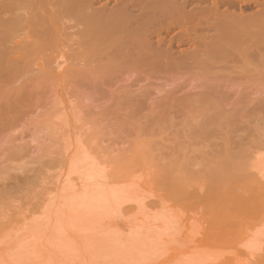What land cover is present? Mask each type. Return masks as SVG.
<instances>
[{
  "label": "rangeland",
  "instance_id": "rangeland-1",
  "mask_svg": "<svg viewBox=\"0 0 264 264\" xmlns=\"http://www.w3.org/2000/svg\"><path fill=\"white\" fill-rule=\"evenodd\" d=\"M22 1L18 2L21 6L10 3L15 5L11 7L12 12L7 11L9 7L7 14L0 13L4 18L0 23L6 17L7 22L12 21V17H19V20L14 18V23L10 21L5 25L4 22L6 28L0 27V31L6 32H0V238L40 216L41 207L48 203V194L59 185V173L66 170L65 146L71 144L68 151H75L74 146L86 151L112 184L120 186L118 184L128 178L129 183L136 182V191L137 186L139 191L143 190L141 193L145 198L140 192L138 196L142 203H147L143 210L147 216L140 213L139 216L136 209H130L134 203L131 202L130 207L126 202L121 208L129 207L125 208L129 213L126 212L128 216L125 214L123 221L136 218V214L150 218L152 212L151 219L156 215L167 220L170 211L173 223L179 222L172 226L179 235V238L174 235L178 242L171 245L173 253L169 250L166 256L161 255L167 262L184 264L183 259L188 262L186 253L189 252L191 260L195 261L199 256L203 258V264H264V252H261L264 249L260 247L264 244H257V248L262 249L258 253L255 241L246 245L247 241H244L247 230L253 227L264 230V210H260L264 207V188H260L263 183L258 182L251 167L255 166L257 155L264 149L259 148L264 145V139H260L263 138L261 131H264V44L260 45L257 42L262 40L255 38L264 35V19L256 24L251 38L237 44L223 41L225 48L212 51L207 46V39L213 31L204 27L205 21L198 19L200 21L194 23L192 42H188L182 40V27L166 29L163 13L156 11L158 18L146 23L147 15H141L139 6L132 7L131 14L141 16L136 23H131L134 27L131 28L139 26L137 30L142 29L143 36L139 39L142 49L138 47L136 52L131 50L130 53L126 47H120L121 51L126 49L111 53L104 45L96 47L97 33L91 34V38L84 31L87 28L85 22L75 21L70 12L57 8L51 0H48L51 3L43 1L45 6L39 2L43 10L36 1L31 2L33 5L30 0H26L29 5ZM197 1L180 0V3H189L187 8L191 11L209 5ZM234 1L235 7L221 6L219 12L255 13L256 7L251 3L255 0ZM120 2L97 0L88 11L103 10L106 13L108 10V13ZM37 13L44 14L46 19L35 26V22L30 21ZM47 21L49 30L45 27ZM125 51L132 57H127ZM223 145L233 148L231 152L239 153L235 158L239 165L238 178L220 192L212 193L209 188L204 192V182L208 181L204 175L209 171L208 166L224 151L222 148H227ZM250 152L257 158H249ZM262 154L260 159L264 157ZM171 162L172 167L174 162L183 163L177 170L180 169L178 175L182 173L180 176L187 179L186 185L190 187V190L186 189L189 191L187 196L176 197L171 188L164 189L158 183L163 168L171 167L168 166ZM205 183L206 186L210 184L209 181ZM258 183L261 185L258 191L254 189L262 200L259 196L249 197L254 192L253 188V192L248 189L249 186H258ZM199 185L203 188L201 191ZM246 188L251 191L249 196V192L245 194L248 198L238 191ZM41 202L43 206L38 211ZM162 207L164 210L160 209ZM168 220L172 222L173 219ZM180 224L194 235L189 247L184 241L187 233L177 229ZM192 244H196L197 249L192 251ZM182 246L189 248V251L184 250L183 259L174 255ZM243 246H251L249 251L257 255L252 253L250 257L252 254L249 256ZM194 251L198 253L195 252V259L191 256ZM36 252L34 260L31 254L26 264H49L41 251ZM147 257L152 264L155 258L152 254L134 264H148ZM202 261L195 262L202 264Z\"/></svg>",
  "mask_w": 264,
  "mask_h": 264
},
{
  "label": "bare ground",
  "instance_id": "bare-ground-1",
  "mask_svg": "<svg viewBox=\"0 0 264 264\" xmlns=\"http://www.w3.org/2000/svg\"><path fill=\"white\" fill-rule=\"evenodd\" d=\"M20 1L21 0H19L17 2L11 1L10 3H11V5H13L12 3H15V2L17 4H20V3H18ZM33 1L38 2V4H37L38 7H40L42 9L40 4H43L44 3L43 1L47 2L48 0L47 1L46 0H30V3ZM49 1H48V3H51ZM51 1L54 5H57V8H59V9L61 8V10H63V11L70 12L71 17L72 16L75 17L74 18V19H76L75 21L80 20L81 22L82 21L85 22L87 24V28L85 27L84 31H86V33L88 32L87 34L93 35L94 33H97L95 35L98 36V39L96 37L97 41L96 40L94 41V43L98 42L96 44V47H100V46L104 45L106 50L108 49L107 52L117 51L118 53H119L118 50H120V53H121L126 48H127V50L129 49L130 51L133 50L135 52H136V50H135L136 48L139 47V50L141 48V44H140L141 38L140 37L143 36L142 35L143 32H141L142 29H140L138 31L137 29L139 26H137L136 29H132L134 27L131 26V23L133 21H135V23H136L140 14H139V16H137V15L133 16L131 14L132 13L131 11L133 9L132 7L138 8V6H139V8L142 10V12L140 10V12L142 13L141 15H143V14L147 15L146 23H147V20L150 23L154 22L155 19L158 18V17H156V15L158 16L159 12H161L160 13L161 15L163 13V15H165V18H166V21L164 20L166 23V29H169L173 26L182 27L184 30V32L181 33V35H183L182 37H184V38H182V40L186 39L188 42H192L191 31H193V28L195 26L194 23L197 22L198 19L205 21L204 27H206L209 30L212 29V30H210V32L213 31V33L209 32L211 35L209 34L210 36L207 39V40H209L207 46L212 51H214V50L221 51L223 48H225L226 46H223L224 45L222 43L223 41L225 43L226 42H233V43L235 42L237 44L238 42L244 41L247 38L249 39L250 35H253V32H255V30H256V24H259V22L264 19V0H255V1L251 2L256 7L255 13H253L251 15H244V13L240 14V12H238L239 14L238 13H231L233 10L230 11V13L227 12L228 10L225 11L224 13L222 11L219 12V8L221 6L227 5L230 7H235L236 3L234 0H200V2L204 1V2L209 3V5L206 6L205 8L202 7L200 9H197L195 7L196 10H193V11L188 10L187 7L190 6L189 3L185 2V3L181 4L180 0H134V1L133 0H131V1L130 0H124V1L121 0L120 4L118 3L119 6H116V5H118V4H116L117 3L116 2L115 3L116 8H114V9L111 8L113 10L110 9L111 11L109 10L110 12H108V13H107L108 10L106 8H104L105 10H107L106 13H104L102 9H101L102 12L98 11V10L95 12H92V9H91V11H88V10H90L89 8L92 7V5L94 3L97 2V0H51ZM195 1H197V0H195ZM7 2L9 5L6 4ZM7 2L5 0V3H4V0H3V2H2V0H0V13L1 14H4L3 12L6 13V10L9 7L10 8L7 11L12 12V11H10V10H13V9H11V7L12 8L15 7V5L11 6L9 1H7ZM22 2L25 3L26 0L25 1L23 0ZM39 2H40V4H39ZM130 2H132L131 5H130ZM133 2H134V4H133ZM30 3L26 2L25 4L29 5ZM48 3H46L47 4L46 6H48ZM33 4L34 3H31L30 5H33ZM21 5L22 4H20V6ZM35 5H36V3H35ZM43 5L45 6V4H43ZM40 8H38V9H40ZM33 9H34V7H33ZM84 10H87V11H84ZM94 10H96V8ZM136 10H138V9H136ZM156 11H158V13ZM238 11H240V10H238ZM1 14H0V17L2 16ZM41 14L42 13L32 17L33 18L32 21L33 20L34 21L33 22L30 21V22L31 23L35 22V26H36V24L39 23L38 21H40V23L41 22L43 23V21L46 19V16L44 17V14H42V15ZM10 16H9V18L11 19L12 16L11 17ZM35 17H39L40 20L38 18L35 19ZM40 17H42V19ZM6 18L4 20L5 25L7 23H10V21H11V20L10 21L8 20L9 22H7ZM14 18L15 17H12L13 20H15L16 18L18 19L19 17H16L15 19ZM142 18H141V20H142ZM0 19H1L0 21H3L4 18L1 17ZM163 19H164V17H163ZM13 20L11 21V23L12 22L14 23ZM141 20H139V21H141ZM142 21H145V19ZM1 23H0V27L1 28L5 27V25L3 23L2 24ZM44 23H46V22H44ZM86 24L84 26H86ZM2 25H4V26H2ZM28 25L32 26V24H28ZM46 25L48 27V21L45 24V27H46ZM45 27H44V30L42 31V33L45 31ZM47 27H46V29L49 30ZM34 29L35 28L33 26V30ZM2 30H5V29H2ZM6 30L8 32V29H6ZM104 30H106V33H103ZM209 30H207V32ZM259 30H261V29H259ZM39 31L40 30H38V32ZM0 32H3V31H0ZM34 32H37V31L35 30ZM3 33H6V32L4 31ZM42 33H39V34H42ZM32 34H35V33L32 32ZM87 34H85V35H87ZM4 35L5 34H3V36ZM35 35H37V34H35ZM42 35H44V34H42ZM92 35L90 36L91 38L93 37ZM39 36H37V37H39ZM46 36H48V35H46ZM99 36H101V37H99ZM103 36H104V38H102ZM263 36L264 35L259 36V37H261V38L258 37L259 39L257 37H255V38L257 41L262 40V42H264ZM42 37H44V36H42ZM41 38H40V40H42ZM204 38H203V40H204ZM43 39H45V37ZM186 40H183V41H186ZM193 40H194V38H193ZM200 40H201V38H200ZM262 42H257V43L264 44ZM259 44L257 46H259ZM120 47L121 48L126 47V48L122 49V51H121ZM142 47H145V46H142ZM227 50H228V48H227ZM223 51H225V49ZM130 53H132V51ZM125 54L127 55V57H128V55H129V57H132V54L130 55L128 53V51H125ZM125 54H124V56H126ZM133 55H134V53H133ZM262 123H263V127H264V122H262ZM263 127H262V130H264ZM263 132L261 131V133H262L261 137H263V138H260L261 140L264 139V136H262ZM224 139H225V137H224ZM222 141H223V139H221V142ZM237 141H239V139ZM224 142H226V141H224ZM247 142H248V140H247ZM70 145L71 144H68V147L65 146L66 156L64 158L66 161L65 164L67 165L65 167L66 170L63 173H59L60 176L58 175L59 176L58 178H60V182H59L58 186L55 185V187L57 186V189H55V191H53L54 189L53 190L51 189L53 192L51 191L49 194L47 191L45 192L46 196L48 194L49 199L47 196L46 198L48 199V203H46L45 206L42 205V202L39 205L38 211L40 210V207L43 206V207H41L42 209L40 210L41 211L40 216H38L37 218H35V219H33L27 223H24L23 225H21L17 229V231L13 230L11 233H8L4 237L0 238V264H26L27 261H29V255L31 256V254H33L32 255V258H33L37 253L36 251H41V253L46 258L45 262H48L49 264L51 262H54V264L55 263L56 264H58V263H60V264H134L136 260L143 258V257H146L150 254H152L155 257L154 258L155 262L152 261V264L153 263L154 264H174V263H176V262H174V263L173 262H167L168 260L166 261V259L164 257H162L163 255H165L166 252H168L169 250L171 251V247H172L171 245L174 244V242L175 243L178 242L177 238L174 237V235L176 234V236H178V238H179V235H177V230L174 229V227L172 230V226L174 224L176 225V222H178V221H175L173 223L174 218L170 217V214H171V213H169L170 211L168 212L169 217H167V218L168 219L170 218V220L173 219L172 222H170L168 219L164 220V219H161V217L160 218L156 217V215L151 219V217L153 216V212L151 214L152 216L151 217L149 216L150 218L144 217L146 215V213L144 212L145 211L144 209H146V208H144V206H146L145 204H147V203H144V202L142 203L141 191H143V190L139 191L140 189L138 186L136 187V188H138L137 189L138 192L135 190L134 184L136 182L134 180H133L134 182L132 181L129 183L128 178H127L126 182L123 181L124 183L123 184L121 183L122 185L118 184L120 186H116V185L112 184L108 179L106 180V177L103 174V170H100L101 168L99 169L98 164L95 163L90 157H88L86 151L85 152L82 151L78 146H77V148H75L76 146H74L75 151H68V148L70 149V147H69ZM233 145H234V143H233ZM218 146H219V144H218ZM242 146H243V144H242ZM226 147L228 149H230L228 146H226ZM227 148L226 149L222 148L224 151H221V154L217 158V160L213 161L214 163L213 162L211 163L212 166L211 165L208 166V167H210L208 169L209 171L207 170L208 172L204 176H207V178H208L207 180L209 181L210 184H207V186H208L207 187L205 182H208V181L205 180V182H204L205 186H203L204 184H202V186L205 189L204 192H206V188H209V190H211L212 193L220 192V190H222V188H224V186L226 184H228L229 182L238 178L237 177L238 173L236 171H237V169H238L237 167L239 165L237 163H235L236 162L235 158L238 156L237 155L238 152L236 150H235L236 152H231V151H234V149L232 148V150L231 149L228 150ZM259 148L263 149L264 145H262V147L260 146ZM216 149H217V147H216ZM71 150H73V149H71ZM257 150H260V149H257ZM251 152H250V154L253 155V153H251ZM253 152L256 153L255 150H253ZM262 152H264V149ZM262 152L260 154H262ZM260 154L257 155L258 160H257L256 164H254L255 166L252 165L251 167H253L255 170L254 175L257 177L256 179H258V182L261 184L262 183L264 184V157L262 159H260L262 157L261 156L259 158ZM252 155H250L249 158H254L256 156V154L253 156ZM262 155L264 156V153ZM257 156L255 157V159L257 158ZM250 161H251V159H250ZM183 163L178 164L177 162L176 163L174 162L173 165H175V166L172 167L171 166L172 162H171V164L168 165L171 167H168V168H167V166H166V168L164 167L163 171L161 172L162 175L160 174L161 177H160V179H158L160 181L157 180L159 185L162 188H164V189L165 188L166 189L171 188L172 191L171 190L170 191L173 192V194L176 195V197L180 196V195H181L180 197H182V195H185L186 192L187 193L189 192V191H186V189L188 190L190 188L189 186H187L188 185L187 179L185 180V178L180 176L182 173H180V175H178L180 169L177 170V167H179V165L181 167L183 165ZM253 163H255V162L253 161ZM188 177H190V176H188ZM129 178L131 179V177H129ZM263 184H262L263 187H260L261 189L264 188ZM256 185L255 186L253 185L252 187L249 186L250 188H248V189H250L253 192L252 188L253 189L256 188V190H257V188L259 186H261L260 184L258 186H256ZM199 186L201 187V189H200V191H201L203 188L201 185H199ZM191 189H193V188L191 187ZM261 189H259V190H261ZM256 190L254 189V192L251 194V191H249V190L247 191V188L246 189H238V191H240V193H242L241 194L242 196H243V194L245 195L246 193L249 192V194L247 196H249L251 194L252 196L251 195L249 196V197H251V199H252L253 195H254V198H257L259 196V194L257 193L258 190L257 191ZM255 191L257 193V196L254 194ZM139 192L141 194L140 197L138 196ZM186 196H187V194H186ZM247 196H246V198H248ZM260 197L261 196H259L258 198H260ZM46 198L44 200H46ZM142 198H143V196H142ZM139 199H140V201H139ZM256 200L260 201L258 199H256ZM126 202H127V204L130 203L128 206H130L132 204L131 202H133L134 204L136 203L135 205L133 204L132 207L130 206L131 207L130 209L134 208L137 210L138 214L140 213L142 215H144V214L145 215L142 217H139L140 214H139V216H137V214H136V218H134L132 220L130 219L129 221H127V220L123 221L124 215L129 213L128 212L129 209H125V208H129V207H125V208L122 207L123 209L121 208L122 204H125ZM44 203L45 202H43V204ZM261 204H262V202H260V206H261ZM151 205H152V202H151ZM164 208H166L165 211H167V207H164ZM259 208L257 207V209H259ZM160 209L162 210L163 207ZM257 209H256V211H257ZM261 209L264 210V207L261 206L260 210ZM130 211H133V210H130ZM137 212H135V213H137ZM254 212L255 211H253V213ZM257 213H256V216H257ZM149 214H150V212L148 213V215ZM155 214H157V213H155ZM254 215L255 214H253V216ZM127 216H128V214L125 217H127ZM157 216H159V215H157ZM171 216H172V214H171ZM163 217H164V213H163ZM255 219H258V217ZM121 222H123L124 224H122ZM181 225L182 224H180V226L177 227V229L179 228L178 230H179V232L181 231L180 233H184V232L187 233V236L186 235L184 236L187 239H185V240L183 239V240L186 243L185 245L188 246V244L191 243V241H190V240H192L191 237L192 236L194 237V235H190L189 231L186 232L184 230V228H186V227L181 226ZM192 226L193 225H191V228H192ZM189 227H190V225L188 226V229H189ZM253 228H255V227H253ZM253 228L250 229L249 231L247 230V233H245V235H244V241L245 240L247 241V243H245V245L248 244V242L253 243L255 241L254 243H255L256 248H257V246H258L257 244H259V246H260V244L261 245L264 244L263 243V241H264L263 240L264 239V230H263V228H259V229L255 228V230H253ZM195 235H196V233H195ZM180 236H182V234ZM171 238L172 239L174 238V239L172 240ZM175 238H176V240H175ZM179 244L181 245L180 241H179ZM175 245H178V244H175ZM193 245H195V246H193ZM250 245L254 246L253 244H250ZM186 246H182L183 248L180 247L179 252L182 248V250H183L182 254L179 253L177 250V252L174 255L177 254L176 255L177 257H179V258L182 257V259H183V256L185 255V251L189 247L188 246L186 248ZM196 246H197L196 244H192V247H190V249L192 248L191 250L193 251L194 249H197V248H195ZM243 247L245 248V246H243ZM260 247L264 249L263 246H260ZM176 248H179V245L176 246ZM250 248H252V247L250 246ZM250 248H247V246H246L245 251L248 252ZM172 249H173V247H172ZM188 249H187V251H189ZM254 249H251V250L253 251ZM257 249H256V251L258 252L260 249H258V250ZM126 251L127 252L130 251V252H128L129 254H127ZM34 252H36V253H34ZM171 252H170V255L173 253V252L172 253ZM195 252L196 251H194V254L191 255L192 257L194 256V259L196 257ZM261 252H264V251L262 250ZM130 253L132 255H130ZM188 253H186V258L190 259V254L188 255ZM250 253L252 254L253 252L249 251V254L248 253H246V254H248L250 256L251 255ZM255 253H253V254H255ZM197 254L198 253L196 252V255ZM253 254L250 257H252ZM187 255L189 257H187ZM255 255H257V254H255ZM255 255L253 257L254 259H255ZM258 256H261V255H258ZM250 257H249V259H250ZM150 258L153 259V257H150ZM197 258L198 259H196L195 261L199 262V259L201 260L202 257L198 256ZM152 259H150V260H152ZM189 259H188V262H187V259H185V260L183 259L184 264H195L196 263L193 259L192 260L190 259V261H189ZM32 260H34V258ZM40 260L41 259L39 258V261ZM216 260L210 259V261H213V262L214 261L216 262ZM39 261L37 260V262H39ZM41 261H43V259ZM201 261L199 263H201ZM147 262H148V264L150 263L149 258H148ZM138 263H136V264H138ZM210 263L212 264V262H210ZM143 264H145V263H143ZM181 264H182V262H181ZM202 264H203V261H202ZM207 264H209V263H207ZM240 264H241V262H240ZM242 264H244V263H242Z\"/></svg>",
  "mask_w": 264,
  "mask_h": 264
}]
</instances>
